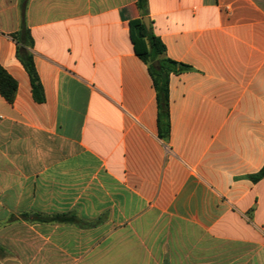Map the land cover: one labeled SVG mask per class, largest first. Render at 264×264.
<instances>
[{"label":"crops","instance_id":"1","mask_svg":"<svg viewBox=\"0 0 264 264\" xmlns=\"http://www.w3.org/2000/svg\"><path fill=\"white\" fill-rule=\"evenodd\" d=\"M136 2L0 0L17 82L0 95V264H264V0ZM143 17L178 64L167 138Z\"/></svg>","mask_w":264,"mask_h":264},{"label":"trees","instance_id":"2","mask_svg":"<svg viewBox=\"0 0 264 264\" xmlns=\"http://www.w3.org/2000/svg\"><path fill=\"white\" fill-rule=\"evenodd\" d=\"M147 0H137L136 8L144 16L147 6ZM132 34L134 40L140 46V57L149 65V72L152 76L155 90L157 92V102L159 109V134L161 138H167L169 135V75L177 71V63L167 59L160 58L165 54L166 48L162 40L153 32L147 29L141 18L132 22ZM18 41V57L28 72L31 80L34 97L38 101L43 100L42 87L35 69L33 55L25 49V46L31 45V38L27 28L22 25L18 34L12 35ZM17 91V82L0 67V95L8 102L14 101ZM264 177V167L251 178L257 182ZM42 221H68L66 216L56 215L51 218L36 217Z\"/></svg>","mask_w":264,"mask_h":264},{"label":"water","instance_id":"3","mask_svg":"<svg viewBox=\"0 0 264 264\" xmlns=\"http://www.w3.org/2000/svg\"><path fill=\"white\" fill-rule=\"evenodd\" d=\"M143 22L145 23V26L147 29H150V21L148 17H143L142 18Z\"/></svg>","mask_w":264,"mask_h":264}]
</instances>
